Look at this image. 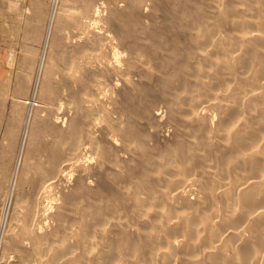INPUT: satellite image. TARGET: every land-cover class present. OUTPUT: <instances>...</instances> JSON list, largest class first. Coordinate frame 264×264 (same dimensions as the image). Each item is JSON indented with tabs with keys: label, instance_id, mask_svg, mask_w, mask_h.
<instances>
[{
	"label": "rangeland",
	"instance_id": "obj_1",
	"mask_svg": "<svg viewBox=\"0 0 264 264\" xmlns=\"http://www.w3.org/2000/svg\"><path fill=\"white\" fill-rule=\"evenodd\" d=\"M261 35L264 0H0V221L9 203L0 264H25L24 227L33 220L55 239L62 234L50 246L55 264H229L232 254L230 264H262ZM237 134L245 139L234 147ZM250 179L261 203L246 199L252 208L241 193ZM227 217L244 224L229 226ZM250 223L263 245L241 253ZM234 225L238 245L226 235Z\"/></svg>",
	"mask_w": 264,
	"mask_h": 264
},
{
	"label": "bare ground",
	"instance_id": "obj_2",
	"mask_svg": "<svg viewBox=\"0 0 264 264\" xmlns=\"http://www.w3.org/2000/svg\"><path fill=\"white\" fill-rule=\"evenodd\" d=\"M56 1V0H55ZM86 6V5H85ZM97 7H98V5H97ZM55 5L52 7V9H51V11H50V15H49V21H48V26H47V29H46V35H45V40H44V44H43V49H42V52H41V55H40V60H39V65H38V71H37V76H36V78H35V81H34V88H35V86H36V83H37V79H38V74H39V72H40V68H41V66H42V61H43V57H44V48H45V46L47 45V43H48V39H49V37H50V34H51V31H52V27H53V17H54V14H55ZM87 10H89V9H87ZM97 10V9H96ZM89 12V11H88ZM87 12V13H88ZM97 12V11H96ZM94 20H96V19H94ZM244 20H246V19H244ZM101 21V20H100ZM97 22V21H96ZM247 22V21H246ZM240 23V22H239ZM248 23V22H247ZM87 26V25H86ZM91 26V25H90ZM88 28V27H87ZM82 29V28H81ZM83 29H85V28H83ZM99 29H101V28H99ZM91 31V30H90ZM84 33H86L85 31H83ZM68 33H69V31H68ZM214 33V32H213ZM212 33V34H213ZM255 33V32H254ZM253 33V34H254ZM257 33H255V35H256ZM98 35V34H97ZM101 35V34H100ZM214 35V34H213ZM258 36V39H259V35L260 34H257ZM104 36V35H103ZM254 37H256V36H254ZM261 37H264V36H262L261 35ZM115 38V37H114ZM230 38V37H229ZM99 39V38H98ZM199 39V38H198ZM261 39H264V38H261ZM69 40V39H68ZM228 40V39H227ZM264 41V40H263ZM226 42V41H225ZM228 42V41H227ZM260 42V41H259ZM80 43V42H79ZM82 43H84V42H82ZM196 43V42H195ZM232 43V42H231ZM262 43V42H261ZM81 45V44H80ZM231 45H233V43L231 44ZM76 46V45H75ZM82 46V45H81ZM82 48V47H81ZM115 48V47H114ZM118 53V52H117ZM122 53V52H121ZM241 54H243V53H241ZM264 54V53H263ZM118 55V54H117ZM242 56L243 55H240L239 57H241L242 58ZM117 57V56H116ZM115 57V58H116ZM244 58V57H243ZM243 58H242V61H243ZM80 59H82V58H80ZM244 59H246V58H244ZM264 58H262L261 60H263ZM115 60V59H114ZM238 60H241V59H238ZM258 60V59H257ZM239 62H241V61H239ZM264 62V61H263ZM260 63H262L261 61H260ZM240 64V63H239ZM241 64H243V63H241ZM260 66H262V68H264V64H259ZM260 66H259V68H260ZM228 67V66H227ZM262 68H260V73H261V69ZM225 70V69H224ZM264 70V69H263ZM262 70V71H263ZM125 71V70H124ZM227 71V70H226ZM258 71H259V69H258ZM259 72H257V75L259 76V74H260ZM252 74H254L255 75V73L253 72ZM262 75H264V74H262ZM250 77V76H249ZM249 77H247V78H249ZM257 78H260V76L259 77H257ZM262 78H263V76H262ZM251 79H253V81H251ZM254 79H255V81H254ZM243 80V79H242ZM248 80H250L249 82H251V83H256V84H258L257 83V81H256V78H255V76L253 77V78H251L250 77V79H248ZM244 81V80H243ZM247 81V80H246ZM261 81V80H260ZM259 81V82H260ZM260 84H263V83H261L260 82ZM101 85V84H100ZM241 86H242V84H241ZM240 86V87H241ZM255 87V86H254ZM258 87V86H257ZM256 87V88H257ZM33 88V89H34ZM241 89V88H240ZM251 89V88H250ZM248 90V89H247ZM258 90V89H257ZM260 92V91H259ZM103 93V92H102ZM258 93V92H257ZM188 94V93H187ZM196 94V93H195ZM228 94V93H227ZM233 94V93H232ZM262 94V93H261ZM257 95V94H256ZM223 96H225V95H223ZM237 96H239V95H237ZM236 97V96H235ZM248 97V96H247ZM251 97L252 96H250V98H247V99H245V101L247 100V101H249L250 103H251V100H249V99H251ZM253 97H255V94H254V96ZM206 98V97H205ZM260 98H262L261 96L259 97V99ZM253 99V98H252ZM254 99H256V98H254ZM231 100V99H230ZM239 100V99H238ZM241 100V99H240ZM246 101V102H247ZM192 102V101H191ZM203 102V101H202ZM238 102H240V101H238ZM237 102V103H238ZM242 102V101H241ZM248 102V105L250 104ZM201 103V102H200ZM199 103V104H200ZM209 103V102H208ZM211 103H213V105H214V103L215 102H211ZM216 103H218V102H216ZM215 103V106H217V104ZM229 103V102H228ZM194 104V103H193ZM223 104H224V102H223ZM226 104V103H225ZM230 104V103H229ZM229 104H227V105H229ZM226 105V107H228ZM231 105H234L235 106V103L234 104H232L231 103ZM230 105V106H231ZM246 105V104H245ZM248 105H246V106H248ZM198 106V105H197ZM220 106V105H219ZM224 106V105H223ZM236 106H237V104H236ZM202 107V106H201ZM221 107V106H220ZM225 107V106H224ZM223 107V109H224V111H225V108ZM239 107V106H238ZM202 108H205V107H202ZM229 108V107H228ZM227 108V109H228ZM230 108H232V107H230ZM222 109V108H221ZM234 109H236V107H234ZM238 109V108H237ZM238 110H241V109H238ZM205 111V110H204ZM206 111H207V109H206ZM209 111V110H208ZM30 114H31V109H28V112H27V119H26V122L27 123H25V125L27 126L28 125V120H29V118L31 117L30 116ZM201 114V113H200ZM205 114V113H204ZM207 112H206V116H207ZM201 118H202V116H200ZM204 118V120L206 121V119L208 118V116L206 117V119H205V117H203ZM213 121V120H212ZM204 122V121H203ZM207 122V121H206ZM202 124V123H201ZM205 125H206V123H205ZM208 125V124H207ZM203 127H204V124H203ZM206 127V126H205ZM221 127V126H220ZM224 127V126H223ZM206 129V128H205ZM216 130H217V128H216ZM74 131H76V129L75 128H73L72 130H70V134L71 133H73ZM238 131H240V129L238 130ZM237 131V132H238ZM242 131V130H241ZM252 131H254V129H250V131L248 130V132H247V130L245 131L246 132V134H251V136H253V135H255L254 133L255 132H252ZM256 131V133H257V130H255ZM218 132H219V130H218ZM221 132V131H220ZM220 132H219V134H220ZM236 132V133H237ZM243 132V131H242ZM241 132V133H242ZM249 132H251V133H249ZM235 133V134H236ZM243 135V134H242ZM221 136H222V134H221ZM224 136V135H223ZM245 135H243V136H241L240 134H237L236 136H234V142H233V146L235 147V145H237L238 146V144H240L241 143V145H242V141L241 140H244L245 139V137H244ZM248 137H250L249 135H247ZM24 137V136H23ZM23 137H22V140H23ZM247 138V137H246ZM233 141V140H232ZM232 141H231V143H232ZM61 142V141H60ZM245 142V141H244ZM21 143H23V141L21 142ZM243 144H246L247 145V142H245V143H243ZM184 145V144H183ZM217 148H218V145L216 146ZM214 148V147H213ZM216 148V149H217ZM230 148V147H229ZM233 148V147H232ZM237 148V147H236ZM22 150V144H21V146H20V148H19V152H18V155H17V158H16V162H15V165H14V168H13V172H12V175H11V184H10V191H13L12 189L14 188V185H15V183H16V178H17V173H18V167H19V163H20V151ZM233 150H235V149H233ZM207 151H209V153L208 154H210V151H211V149L210 150H207ZM213 151V150H212ZM215 151V150H214ZM213 151V152H214ZM212 152V153H213ZM205 153V152H204ZM219 153H223V152H219ZM219 153H216V154H218L219 155ZM182 154V153H181ZM225 153H223L222 154V156L224 155ZM236 154V153H235ZM56 155H57V153H56ZM252 155V154H251ZM185 156V155H184ZM206 156H208V155H206ZM220 157L219 159L221 160V158H223V157ZM253 156V155H252ZM255 156H257V155H255ZM210 157V156H209ZM81 158V157H80ZM205 158V157H204ZM253 158V157H252ZM255 158V157H254ZM254 158H253V160L251 161V164L253 165V163L256 161V160H254ZM215 159V158H214ZM255 159H257V157L255 158ZM261 159V158H260ZM223 160H224V158H223ZM258 160V162L260 161L259 159H257ZM257 162V163H258ZM249 163V162H248ZM256 163V162H255ZM257 163H256V165H257ZM236 164V163H235ZM233 165H234V163H233ZM232 165V166H233ZM251 165V166H252ZM255 165V164H254ZM235 167H236V165H234ZM255 166H253V168H254ZM258 167V166H257ZM257 167H255V168H257ZM233 168V167H232ZM258 171V169H255V171ZM220 171H222V170H220ZM72 172V171H71ZM221 173H223L224 175H225V173L224 172H221ZM214 174V173H213ZM216 174H217V172H216ZM219 175V174H218ZM255 176V175H254ZM214 177V176H213ZM212 177V178H213ZM223 177V176H222ZM250 177V176H249ZM256 177H257V175H256ZM194 178V177H193ZM224 178V177H223ZM246 179L248 178V176H246L245 177ZM255 178V177H254ZM253 178V179H254ZM49 179H53V178H49ZM48 179V180H49ZM60 179V178H59ZM213 179H215V178H213ZM218 179V178H217ZM252 179V180H253ZM256 179V178H255ZM257 179H259V178H257ZM180 180V179H179ZM183 180V179H182ZM181 180V181H182ZM209 180V179H208ZM216 180V179H215ZM251 180V179H250ZM249 180V181H250ZM250 181V185H248V186H246L247 184L245 183H243L244 184V186H242V185H240L239 186V184H238V186L239 187H241L242 186V190L243 191H241V193L243 194V197L245 198H243L242 196V200H245L244 202H245V204H246V202H248V201H246V199L248 200V199H250V198H253L254 197V199H255V197H257V196H255L254 194H253V192L254 191H252L253 189L255 190V188L253 187L256 183H254L253 181ZM47 181V180H46ZM61 181H63V180H61ZM178 181V180H177ZM218 181V180H217ZM246 181V180H245ZM37 182V181H36ZM179 182V181H178ZM209 182H211V180L209 181ZM221 182H222V180H221ZM232 182V181H231ZM248 182V181H247ZM251 182H253V183H251ZM60 183V182H59ZM62 183V182H61ZM176 183V182H175ZM174 183V184H175ZM212 183V182H211ZM242 183V182H241ZM215 184V186L218 184H216L215 182L213 183V185ZM223 184V183H222ZM249 184V183H248ZM252 184H254V185H252ZM44 185V184H43ZM208 185H209V183H208ZM212 185V186H213ZM256 185H258V184H256ZM255 185V186H256ZM49 186V187H48ZM48 186H46L47 187V189L48 188H50V186L52 187V185L50 184V185H48ZM175 186V185H174ZM246 186V187H245ZM259 186V185H258ZM258 186H257V189H258ZM43 187V186H42ZM181 187V186H180ZM180 187L178 188V189H180ZM221 187H223V186H221ZM262 187V186H261ZM174 188H176V187H174ZM182 188V187H181ZM184 188V187H183ZM211 188V187H210ZM236 188V187H235ZM46 189V188H45ZM45 189H44V191H45ZM177 189V190H178ZM261 189V188H260ZM173 190V189H172ZM175 190V189H174ZM176 190V193H180L181 191L183 192V194H184V191L181 189V191L180 190H178L177 191ZM187 190H188V188H187ZM204 190H206V189H204ZM222 190H224V191H221V192H224V193H226L227 191V188H226V190H225V187H223V189ZM230 190V189H229ZM241 190V189H240ZM9 191V192H10ZM40 191V190H39ZM48 191V190H47ZM226 191V192H225ZM232 191V190H231ZM235 191V190H234ZM50 192V191H49ZM205 192V191H204ZM237 192V191H236ZM257 192H258V190H257ZM256 192V194H258ZM173 193V192H172ZM207 193V192H206ZM208 193L210 194V192L208 191ZM223 193V194H224ZM255 193V192H254ZM8 194H11V193H8ZM43 194H45V193H43ZM46 194H48V193H46ZM180 194H182V193H180ZM179 194V195H180ZM227 195H229L230 193H226ZM225 194V195H226ZM238 194V192L236 193V196H238L237 195ZM177 195V194H176ZM175 195V197H177L178 198V196H176ZM206 195V194H205ZM224 195V198L226 197ZM254 195V196H253ZM47 196V195H46ZM181 196H182V199L184 198V200L185 199H187V198H185V196L184 195H180L179 197L181 198ZM184 196V197H183ZM223 196V195H222ZM259 196V200H260V195H258ZM51 197V196H50ZM187 197V196H186ZM231 197V196H230ZM190 198V197H189ZM223 198V199H224ZM232 198V197H231ZM238 198V197H237ZM7 199H8V197H7ZM10 199V198H9ZM179 199V198H178ZM225 199H227V197L225 198ZM262 199V198H261ZM181 200V199H180ZM188 200V199H187ZM258 203H259V205H261V203H260V201L259 200H257V199H255ZM254 200V201H255ZM263 200V199H262ZM9 201V200H8ZM230 201V200H229ZM250 201V200H249ZM252 201V200H251ZM186 202V201H185ZM189 202H190V200H189ZM226 202V201H225ZM231 202V201H230ZM230 202H228V204L230 203ZM253 202V201H252ZM183 203V202H182ZM195 203V202H194ZM253 203H255V202H253ZM263 203V202H262ZM183 204H186V203H183ZM245 204H244V206H245ZM247 204H249L250 206H251V208H252V203L250 204L249 202L247 203ZM256 204V203H255ZM186 205H188V203L186 204ZM231 205V204H230ZM257 205V204H256ZM259 205H257V206H259ZM248 206V205H247ZM249 206V207H250ZM256 206V207H257ZM260 207V206H259ZM247 208V207H246ZM245 208V209H246ZM258 208V207H257ZM262 208V207H261ZM264 208V207H263ZM36 209V208H35ZM244 209V208H243ZM253 209H254V207H253ZM252 209V210H253ZM256 209V208H255ZM46 210V209H45ZM251 210V209H250ZM39 211H41V209L39 210ZM43 211V210H42ZM242 211H244V210H242ZM248 211V210H247ZM256 211V210H255ZM258 211V216L259 215H262V217L264 216V209H263V211L262 210H257ZM224 212V214H225V217H226V215H228L227 213H225V211H223ZM254 212V211H253ZM8 213H9V203H7V200H6V204H5V208L3 209V213H2V216H1V221H0V248L2 247V245H3V241H4V231H5V227H6V223H7V218H8ZM45 213V212H44ZM245 214H243V217L246 215V211L244 212ZM39 214H41V213H39ZM255 214H256V212H255ZM254 214V215H255ZM213 216H214V213L212 214ZM222 215V214H221ZM257 215V214H256ZM40 217H41V215H39ZM39 216H37V218H40ZM52 216V215H51ZM218 216V215H217ZM223 216V215H222ZM64 217L65 216H63L62 214H61V216L59 215L58 216V218H59V221L61 220V223H62V221L64 220ZM240 218L242 217V214H241V216H239ZM238 217V218H239ZM243 217H242V220H243ZM257 217V216H256ZM260 217V216H259ZM216 218V217H215ZM217 218H219V217H217ZM221 218V217H220ZM229 218H231V219H233L232 217H229ZM238 218H236V219H238ZM239 218V219H240ZM245 219H246V216L244 217ZM214 219V218H213ZM222 219V218H221ZM226 219H228V217L226 218ZM225 218H223V220H226ZM238 219V221L236 222L235 221V218H234V221L233 220H231L230 221V219H228V221H229V223L227 224V225H229V226H231L230 225V222H235V224H240L241 225V227L243 226L242 225V223L244 222H242V223H240V221H242L241 219L239 220ZM244 219V220H245ZM41 220V219H40ZM190 220V219H189ZM216 220H218L219 221V219H216ZM208 221V220H207ZM213 222V221H212ZM222 222V221H221ZM224 222H226V221H224ZM223 222V223H224ZM246 223V222H245ZM187 224H190L189 223V221L187 222ZM207 224V223H206ZM208 224H210V222L208 223ZM207 224V225H208ZM214 224V223H213ZM218 224H221V223H219L218 222ZM225 224V226H226V223H224ZM224 224L222 225L221 224V226H223V227H225L224 226ZM232 224V223H231ZM244 224V223H243ZM249 224V223H248ZM42 224H39V222H34V220H33V222L32 223H30V224H28V222L25 224V227H24V230H25V232L26 233H28L29 234V239H26V237H24L25 239H26V241H27V243H30V244H28V245H26V247H25V258H24V263L25 264H55V262H54V255L50 252V246H51V244H52V242H53V240L55 239L54 237H53V235L51 234V233H46L44 230H43V227L41 226ZM253 225V224H252ZM251 225V223H250V225H248V226H251V227H249L250 228V235L248 236V237H245L244 238V240L240 237V238H237V239H235L236 237H238V234H239V236H240V231L242 230H240V231H238L237 229H236V227H235V225H234V229L232 228L231 229V231H230V234H226V235H231V236H229L228 238L230 239V241H235V242H237V245H238V240L240 241L241 239L243 240L241 243H239V246L236 248V249H239L240 251H241V253H248V251H251L252 252V250H253V242H258V243H256V244H259V242L262 244V242L261 241H263V240H261L262 239V230L260 231V228H258L256 225L255 226H252ZM257 225H258V223H257ZM260 225H261V223H260ZM237 227H238V225H236ZM208 227H210V225H208ZM212 227V226H211ZM223 227H221V228H223ZM214 228H217V227H214ZM213 228V229H214ZM240 228V227H239ZM170 229H171V227H170ZM193 228H191V230H192ZM224 229H226V228H223V231H224ZM228 229V231H229V229L230 228H227ZM247 229H248V227H247ZM263 229V228H262ZM61 230V229H60ZM215 230V229H214ZM222 230V229H221ZM220 230V231H221ZM249 230V229H248ZM210 231H213V230H210ZM218 231V230H217ZM227 231V233H229ZM62 232V231H61ZM215 233H216V231H214ZM247 232V231H246ZM245 232V233H246ZM213 233V232H212ZM211 233V234H212ZM226 233V232H225ZM224 232L222 233V234H225ZM248 233V232H247ZM247 233H246V235H247ZM62 234H58L57 235V238L56 239H61L62 237ZM213 235V234H212ZM215 235V234H214ZM245 235V236H246ZM211 236V235H210ZM227 237V236H226ZM181 238V237H180ZM214 238H217V237H214ZM55 239V240H56ZM213 239V238H212ZM179 240V239H178ZM177 240V242H179ZM185 240V239H184ZM215 240V239H214ZM217 240V239H216ZM220 240H221V238H220ZM220 240H218V242L220 241ZM237 240V241H236ZM183 241V240H182ZM187 241V240H186ZM217 242V243H218ZM235 242L234 243H232V245L233 244H235ZM26 243V242H25ZM184 243H186V242H184ZM189 243V242H188ZM179 244V243H178ZM179 245H181V246H183L184 244H179ZM263 245V244H262ZM189 247H192L191 245H188ZM187 246V247H188ZM215 246V245H214ZM224 246V245H223ZM231 246V245H230ZM185 248H186V244H185V246H184ZM183 247V248H184ZM226 247H228V246H226ZM233 247H234V245H233ZM261 247H263V246H261ZM21 248V247H20ZM183 249V250H186V249ZM229 248V247H228ZM232 248V247H231ZM190 250H192L193 248H189ZM223 249V248H222ZM262 249H264V248H262ZM65 250H66V246H64L61 250H60V252L58 253V256H57V261L60 259V258H63L64 257V255H65ZM149 250V249H148ZM148 250H146V251H148ZM173 250V249H172ZM188 250V249H187ZM186 250V251H187ZM216 250H218V248L216 249ZM229 250H230V248H229ZM145 251V250H144ZM150 251V250H149ZM167 251H169V250H167ZM215 251V250H214ZM166 252V251H165ZM188 253H189V251H187ZM191 252V251H190ZM213 252V251H212ZM211 251L209 252L210 254L212 253ZM145 253H147V252H145ZM168 252H166V255L168 256L169 254H167ZM218 254L220 253V251L219 252H217ZM233 253H234V251H233ZM240 253V254H241ZM103 254V253H102ZM165 254V253H164ZM163 254V255H164ZM214 254V253H213ZM232 254V253H231ZM231 254H229L228 256H230ZM235 254V253H234ZM146 255V254H145ZM148 255V254H147ZM217 255V254H216ZM220 255V254H219ZM233 255V254H232ZM232 255H231V257H232ZM249 254H247V256H248ZM99 256V255H98ZM100 256H102V257H104L103 255H101L100 254ZM106 256V255H105ZM170 256V255H169ZM210 257L212 256V257H214V258H216L215 257V255L213 256V255H209ZM221 256V255H220ZM219 256V257H220ZM240 256H243V254H241ZM246 255H245V258L247 257ZM101 257V258H102ZM230 257V258H231ZM234 257H235V255H234ZM244 257V256H243ZM242 257V259H245V258H243ZM187 260H189L187 257H185ZM184 258V259H185ZM213 258V260H216V259H214ZM220 258H222V257H220ZM224 258V257H223ZM225 258H227V259H225V260H227V262L229 263H231L232 262V259H231V261H228V260H230V258L229 257H227V255L225 256ZM229 258V259H228ZM249 258V257H248ZM256 258V257H255ZM184 259H182V261L184 260ZM234 259V258H233ZM257 259V258H256ZM255 259V260H256ZM258 259H260V258H258ZM187 260H185V264H187V262H188V264L190 263L189 261H187ZM194 260V259H193ZM193 260H192V262H193ZM235 260V259H234ZM233 260V261H234ZM246 260H247V258H246ZM180 261V260H179ZM187 261V262H186ZM190 261H191V258H190ZM239 261V260H238ZM242 261H244V260H242ZM258 261H260V260H256V261H254V262H258ZM262 261V260H261ZM264 261V260H263ZM171 262V261H170ZM181 262V261H180ZM183 262H181L182 264H184ZM216 262V261H215ZM235 262H236V260H235ZM246 261H244L243 263L244 264H249V262L248 263H245ZM168 263H169V261H168ZM194 264H195V261L193 262ZM229 263V264H230ZM255 263V264H256ZM259 263V262H258ZM23 264V263H22ZM171 264V263H170ZM191 264V263H190ZM259 264H261V263H259ZM262 264H264V262L262 263Z\"/></svg>",
	"mask_w": 264,
	"mask_h": 264
},
{
	"label": "crops",
	"instance_id": "obj_3",
	"mask_svg": "<svg viewBox=\"0 0 264 264\" xmlns=\"http://www.w3.org/2000/svg\"><path fill=\"white\" fill-rule=\"evenodd\" d=\"M5 57V50L3 49L2 50V53H1V50H0V72H1V60H3V58ZM11 149H10V151H11V153H13V144L11 145V147H10Z\"/></svg>",
	"mask_w": 264,
	"mask_h": 264
}]
</instances>
